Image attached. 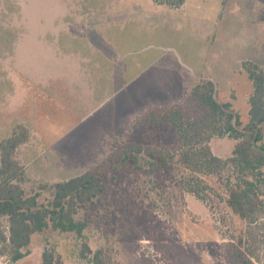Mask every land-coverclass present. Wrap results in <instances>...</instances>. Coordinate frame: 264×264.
I'll return each instance as SVG.
<instances>
[{
  "label": "rangeland",
  "instance_id": "rangeland-1",
  "mask_svg": "<svg viewBox=\"0 0 264 264\" xmlns=\"http://www.w3.org/2000/svg\"><path fill=\"white\" fill-rule=\"evenodd\" d=\"M246 63L264 70V0H184L179 8L0 0V141L17 125L29 129L15 155L25 168L20 184L46 204L55 183L98 166L117 144L172 147L170 125L134 121L201 80L215 83L218 101L245 126L253 92ZM234 144L228 135L210 141L222 159ZM191 176L175 164L159 173L126 168L105 195L79 204L81 234L35 233L17 261L0 243V264H41L45 251L53 264H94L96 251L105 264H233L237 238L249 229L264 264L263 219L247 224L226 203L240 178L264 198V168ZM2 228L8 236L5 219Z\"/></svg>",
  "mask_w": 264,
  "mask_h": 264
},
{
  "label": "trees",
  "instance_id": "trees-1",
  "mask_svg": "<svg viewBox=\"0 0 264 264\" xmlns=\"http://www.w3.org/2000/svg\"><path fill=\"white\" fill-rule=\"evenodd\" d=\"M153 1L172 8L184 4V0ZM245 69L253 84L250 118L245 126L230 104L218 101L215 83L201 80L182 101L152 107L134 121V126L169 124L174 133L172 147L158 145L154 148L131 141L117 144L98 166L55 183L52 199L46 204H39L36 196H27L21 187L25 168L15 155L17 149L29 141L30 131L25 125H17L10 136L0 141V243H9L13 261L25 255L22 250L29 247L35 233L52 229L81 234L85 222L75 218L79 204L105 195L117 175L123 174L126 168L159 173L175 164L194 179L197 178L194 173L219 175L231 168L260 174L264 168V70L253 63H246ZM225 135L235 140V144L231 156L222 159L212 152L210 141ZM189 191L199 196L197 189L191 187ZM226 203L247 224H255L260 218L264 221V198L250 180L240 178L232 184ZM3 219L8 225V236L2 228ZM252 241L251 229L237 238L231 253L233 264H258ZM93 262L105 264L100 251L94 253ZM53 263V252L45 251L41 264Z\"/></svg>",
  "mask_w": 264,
  "mask_h": 264
},
{
  "label": "crops",
  "instance_id": "crops-1",
  "mask_svg": "<svg viewBox=\"0 0 264 264\" xmlns=\"http://www.w3.org/2000/svg\"><path fill=\"white\" fill-rule=\"evenodd\" d=\"M184 5V4H183ZM182 5V6H183ZM181 6V7H182ZM189 71V70H188ZM188 76L190 77V79H194V77H195V75L194 74H191V72L189 71V74H188ZM200 82V81H199ZM198 84V83H197ZM197 84H195V85H193L192 87H190L189 89H187V90H183L182 92H181V94L178 96V99H177V101H175V103H178V102H180V101H182L183 99H184V97L197 85ZM175 103H171L170 105H173V104H175ZM170 105H165V106H170ZM153 107H164V106H153ZM152 108V107H151ZM150 109V108H149ZM163 124H166V123H163ZM147 125V124H146ZM160 125H162V124H160ZM169 125V124H168ZM152 126V125H151ZM171 127V126H170Z\"/></svg>",
  "mask_w": 264,
  "mask_h": 264
}]
</instances>
